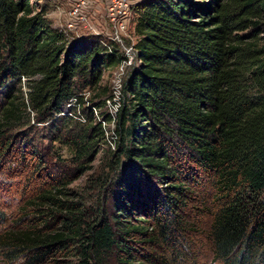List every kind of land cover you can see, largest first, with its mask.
<instances>
[{
    "label": "trees",
    "instance_id": "16d2710c",
    "mask_svg": "<svg viewBox=\"0 0 264 264\" xmlns=\"http://www.w3.org/2000/svg\"><path fill=\"white\" fill-rule=\"evenodd\" d=\"M46 12L0 0L1 264H198L202 233L214 264H264V0H137L114 147L91 105L110 119L119 43Z\"/></svg>",
    "mask_w": 264,
    "mask_h": 264
},
{
    "label": "rangeland",
    "instance_id": "374dc122",
    "mask_svg": "<svg viewBox=\"0 0 264 264\" xmlns=\"http://www.w3.org/2000/svg\"><path fill=\"white\" fill-rule=\"evenodd\" d=\"M36 8H39L41 6L47 7L46 16L52 23V25L57 27H66L67 22V15L66 11L70 7L71 0H31ZM137 1V0H136ZM87 13V23L86 24H80L75 29H68L67 32L70 35H82L87 33H99L103 36H107V21L105 19V0H93V3L89 6ZM131 30V27H130ZM134 41V38L132 37V33L129 32V36H124L123 43L126 45L132 44ZM134 61V60H133ZM133 63V62H132ZM131 65V64H130ZM128 65V67L130 66ZM128 67L126 68L128 70ZM113 69L105 70V74L102 79V83L110 87L111 83V76L113 74ZM126 70V71H127ZM89 94V92H86V96ZM102 110L104 107L101 108ZM41 146L43 148L48 149H54L58 155H60L63 158L69 157L70 153L66 146L60 144L59 142H54L51 146L46 139L40 140ZM51 149V151H52ZM102 151L96 156V158L91 162L89 169L83 172V174L77 178L76 180L72 181L69 186L74 187L79 192L83 193L84 195L91 197L93 196L94 191L93 190V184L87 180V176L91 171H94L93 175L96 177L97 174L100 173L101 167L103 163L105 162V158L101 157ZM55 161V159H53ZM53 162V161H52ZM5 168V167H4ZM106 169V168H105ZM17 173V172H16ZM16 173L12 174V176H5L4 174L0 175V205H4L6 203H9L10 201H13L12 196L14 195L15 191V185L12 188L10 187V183L16 181L17 176ZM209 223V216L203 215L201 219V223L199 224V227L202 229H206L207 225ZM198 241L200 243V251H199V257H198V264H214L211 260V254L209 251V243L207 238L205 237V234H197ZM198 243V244H199ZM1 264V262H0Z\"/></svg>",
    "mask_w": 264,
    "mask_h": 264
},
{
    "label": "built area",
    "instance_id": "2783aa9c",
    "mask_svg": "<svg viewBox=\"0 0 264 264\" xmlns=\"http://www.w3.org/2000/svg\"><path fill=\"white\" fill-rule=\"evenodd\" d=\"M136 0H105V19L107 21V35L114 41L119 43L123 51L124 58L115 67L111 76V83L108 94L104 97V111L110 116L107 120L104 114L100 113L94 105H91L95 117L101 122L104 129L105 137L111 147H114L116 133L114 130L117 112L121 105L123 79L128 65L132 64L135 58L133 43L126 45L123 43L124 36L130 32L132 27L133 12L132 6ZM93 0H71L70 7L66 11L68 29H75L78 25L87 23V13L89 6ZM61 29L67 32V28ZM67 113V110L64 111Z\"/></svg>",
    "mask_w": 264,
    "mask_h": 264
}]
</instances>
